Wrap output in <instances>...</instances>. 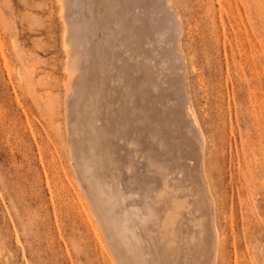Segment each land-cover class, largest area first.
Listing matches in <instances>:
<instances>
[{
    "label": "rangeland",
    "instance_id": "1",
    "mask_svg": "<svg viewBox=\"0 0 264 264\" xmlns=\"http://www.w3.org/2000/svg\"><path fill=\"white\" fill-rule=\"evenodd\" d=\"M170 2L207 138L217 264H264V0ZM59 14L58 0H0V264H113L68 153Z\"/></svg>",
    "mask_w": 264,
    "mask_h": 264
},
{
    "label": "bare ground",
    "instance_id": "2",
    "mask_svg": "<svg viewBox=\"0 0 264 264\" xmlns=\"http://www.w3.org/2000/svg\"><path fill=\"white\" fill-rule=\"evenodd\" d=\"M58 4L68 153L113 264H217L223 240L178 12L170 0Z\"/></svg>",
    "mask_w": 264,
    "mask_h": 264
}]
</instances>
